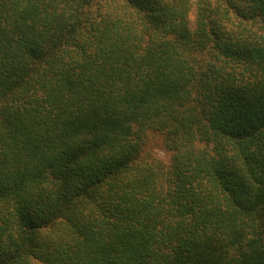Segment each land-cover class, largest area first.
I'll use <instances>...</instances> for the list:
<instances>
[{"label": "trees", "instance_id": "1", "mask_svg": "<svg viewBox=\"0 0 264 264\" xmlns=\"http://www.w3.org/2000/svg\"><path fill=\"white\" fill-rule=\"evenodd\" d=\"M0 264H264V0H0Z\"/></svg>", "mask_w": 264, "mask_h": 264}, {"label": "rangeland", "instance_id": "2", "mask_svg": "<svg viewBox=\"0 0 264 264\" xmlns=\"http://www.w3.org/2000/svg\"><path fill=\"white\" fill-rule=\"evenodd\" d=\"M147 142H146V146L148 150L150 151V153L156 154L160 157L167 156V154L165 153L163 149L161 138L158 134L148 133Z\"/></svg>", "mask_w": 264, "mask_h": 264}]
</instances>
